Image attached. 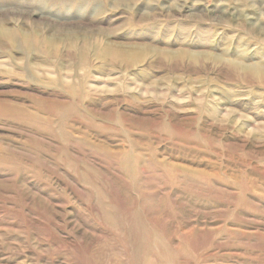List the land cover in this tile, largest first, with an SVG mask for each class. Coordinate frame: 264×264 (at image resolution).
Masks as SVG:
<instances>
[{
    "label": "rangeland",
    "instance_id": "obj_1",
    "mask_svg": "<svg viewBox=\"0 0 264 264\" xmlns=\"http://www.w3.org/2000/svg\"><path fill=\"white\" fill-rule=\"evenodd\" d=\"M0 264H264V0H0Z\"/></svg>",
    "mask_w": 264,
    "mask_h": 264
}]
</instances>
